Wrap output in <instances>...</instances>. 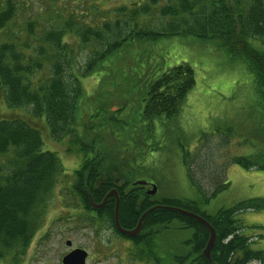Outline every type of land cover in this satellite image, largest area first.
<instances>
[{"label": "trees", "instance_id": "16d2710c", "mask_svg": "<svg viewBox=\"0 0 264 264\" xmlns=\"http://www.w3.org/2000/svg\"><path fill=\"white\" fill-rule=\"evenodd\" d=\"M27 1L0 0V33L6 37L0 44V262L26 253L48 219L56 193L65 195V206H90L102 202L120 177L123 224L134 225L149 208L142 222L159 223L160 229L168 223L167 238L174 237L179 219L191 229L183 242L189 248L184 264H264V252L250 249L251 238L237 217L264 207L263 199L210 214L204 205L229 186L224 180L209 197L196 186V196L159 192L146 198L132 177L145 178L149 158L143 148L138 163L131 154L139 145H129L165 136V126L157 133L155 124L182 111L195 86V69L184 61L169 68L176 58L168 55L170 47L159 50L157 43L192 36L232 60L244 61L254 73L256 121L245 142L256 140L255 153L233 161L247 170H264V150L257 146L264 144V0H51V5L41 3L30 11ZM108 3L115 4L105 8ZM82 49L86 62L80 66L76 60ZM207 50L211 57V47ZM83 79L99 81V92L87 97ZM127 101L132 113L122 114ZM44 131L51 140L69 144L70 157L82 156V164L71 174L56 152L44 150ZM184 158L187 165L192 154ZM153 181L163 189L168 186L159 178ZM158 204L193 211L210 222L216 231L211 259L202 251L210 237L207 228L177 211L154 209ZM105 205L113 221L116 197L110 195ZM167 244L172 256L177 245L172 240ZM167 263L176 264L174 256Z\"/></svg>", "mask_w": 264, "mask_h": 264}, {"label": "rangeland", "instance_id": "374dc122", "mask_svg": "<svg viewBox=\"0 0 264 264\" xmlns=\"http://www.w3.org/2000/svg\"><path fill=\"white\" fill-rule=\"evenodd\" d=\"M22 1L26 2V0ZM37 1L39 3L28 0L25 6L30 11L39 9L41 3L51 5V0ZM114 4L108 3L105 8ZM84 9L85 6L81 7L80 11ZM5 39L6 37L0 33V44ZM157 44L159 50L166 46L170 47L168 55L176 58L174 63L167 64L169 68L182 61L192 65L195 69V86L188 93L181 107L183 109L177 117L169 119L163 117L161 122L155 124L157 133L158 128L165 126L166 134L163 137L159 134V138L154 140L147 139L145 155L150 158L145 161V178L150 181L157 178L165 181L168 186L164 189L159 187V192H163L164 196L167 194L168 196L181 195V197L196 196L195 186L206 192V196L209 197L214 193L220 181H228L229 186L219 191L211 203L206 205L205 210L210 214L231 208L241 201L264 200V170H247L233 161L237 156L254 155L255 153L253 143H256V140H253L251 144L245 142L256 121V115L252 110V97L256 90L254 73L244 61L232 60L228 54L226 57L225 51H218L217 48L215 50L212 46L192 36L164 38ZM207 47H211V57L206 56ZM85 62L86 50L82 49L78 53L76 65L81 66ZM82 82L85 85L87 97L99 92V81L83 79ZM117 108L118 106L114 110L116 111ZM3 109L9 110L8 108ZM123 109L120 113H132L131 102L127 101ZM38 123L41 122L38 121ZM228 129L232 130L233 135L224 134ZM44 134V150L56 152L63 161L66 173L71 174V171L79 166L78 161L70 164L73 157L67 153L69 144L51 140L47 131H44ZM129 139L133 143L132 138L129 137ZM257 146L262 147L258 151L264 150V144H257ZM100 147H103L102 144ZM189 153L192 154V158H189L187 165H184V157H187ZM152 158H158L159 161L153 163ZM61 194V191L56 193L49 203L51 221L52 217L56 219L54 213L56 208L59 211L61 204H65L61 201L65 195ZM67 215V218L61 219L63 220L62 225L65 224L66 227L51 235V264H61V256L66 252L65 241L67 239L90 252L100 253L103 259L102 264H115L116 260L112 256L107 258L103 255V251L99 249L102 246L98 247L96 243L98 241L96 231L84 224L85 219L81 217V213L74 212ZM237 217L247 226L243 233L251 238L250 249L264 250V207L245 210ZM191 234L192 231L178 229L174 237L168 238L167 241L172 240L178 244L180 241L188 240ZM40 235L47 239V219L42 232L37 237ZM167 235H170L169 231ZM102 241L106 243L105 238H102ZM181 251L188 253L189 248L183 246ZM169 258L172 256L169 255ZM48 259L49 252L46 244L43 251L34 253L29 251V254L25 253L19 259H14L11 255L2 260L0 264H48Z\"/></svg>", "mask_w": 264, "mask_h": 264}, {"label": "flooded vegetation", "instance_id": "af4514ba", "mask_svg": "<svg viewBox=\"0 0 264 264\" xmlns=\"http://www.w3.org/2000/svg\"><path fill=\"white\" fill-rule=\"evenodd\" d=\"M129 145L133 146L132 144H129ZM131 155H134L133 157L139 160L143 155L140 146H139V150L134 149ZM76 157H73L72 159L73 161H71L70 164L76 163L78 161V166H79L80 164H82V156L80 158H76ZM132 180H133V185L143 187V188H140V191H143L146 198L147 197L149 198L150 196L155 197L157 194H159V186L155 184L153 181L147 180L145 178L141 179L136 176H133ZM121 181L122 179L120 177L116 178L114 181L115 182L114 184L117 186L116 188H113V189L117 190V187L121 184ZM140 181L146 182V183L140 184L139 183ZM154 185H156L157 187V192L155 194H151L154 188ZM130 191L131 189L127 190L126 193H129ZM100 203L101 202L97 203L98 206H94V205L86 206V205L78 204L76 206H63V207L70 208L75 213H81L82 218L93 219L92 222H90L88 219L87 221L84 220V224H86L87 226L91 227L94 231H96L95 235H97V239H98L96 243L98 247L102 246V248H99V249L103 251V255H105L107 258H110L112 256L113 259L116 260L115 264H168L167 263L169 259V254L167 251L168 223L163 224L162 225L163 229H160L159 228L160 225H158L159 223H156L155 225L151 224L150 226H148L142 222L141 231L136 236H132L130 234L123 232L122 230L131 231L135 229L136 226H138V222L140 218H142L149 212L148 211L149 208L143 210L142 214H140V205L137 206L136 212L139 213L140 215H139L138 221L135 222L134 225L126 226L120 221V218H119L120 227L122 229L121 230L116 226V223H115V211L113 210L114 219L112 221L110 220V215L106 214V210L110 209V207L105 204L99 205ZM108 211H111V210H108ZM119 212H120V205H119ZM54 213H55L56 219L55 217H52L53 220L51 221V210H49L48 220H47V239L42 237L44 233L40 235L39 237H35L29 249H27L26 251V254H29V251L32 253L36 251H43V249L45 248V245L47 244V250L49 252L48 264H51V235L53 234V232L54 234H56L57 231H60L62 228L66 227L65 224L62 225L63 220L61 221V219L68 217V215L64 216V215L59 214L58 212H56V210L54 211ZM198 222L202 224L200 221ZM178 226L181 231L183 229L191 231V229L185 227L183 221L180 219L178 222ZM43 227L44 226H42L39 229L37 235L42 232ZM102 238L106 239V243L102 241ZM65 245H66V252H64L61 256V264H63V260L68 255V253L76 249L84 250L87 253L85 264H102L103 263V259L100 253L90 252L86 248L75 245L74 242L69 239L65 241ZM176 245L177 247H175V252L173 253L171 251L173 253V254L171 253V255L172 257L174 256L176 264H184L183 260H184L185 255H184V252L181 251L184 243L183 241H180V243ZM143 255L144 257H142ZM187 256H189V253ZM171 264H174V263H171Z\"/></svg>", "mask_w": 264, "mask_h": 264}, {"label": "water", "instance_id": "95a60500", "mask_svg": "<svg viewBox=\"0 0 264 264\" xmlns=\"http://www.w3.org/2000/svg\"><path fill=\"white\" fill-rule=\"evenodd\" d=\"M140 184L142 183H146V182H139ZM157 192V187L156 185H154V188L151 192V194H155ZM110 195H114L116 197V207H115V223L116 226L121 229L120 227V222H119V205H120V200H119V196H118V192L116 189L111 190L106 198L104 199V201L100 204L103 205L106 203L107 199L110 197ZM95 206H98L97 204L93 203ZM170 209V210H174L177 211L183 215L189 216L195 220L200 221L203 225L206 226V228L208 229L209 233H210V237H209V242L206 246V248L204 249L203 253L204 255L208 258L211 259V250L215 244L216 241V231L214 229V227L206 220L204 219L202 216L193 213L191 211H187L185 209H181V208H177V207H171V206H163V205H159V206H155L154 209ZM144 217V216H143ZM143 217L140 219L138 226L131 230V231H124L123 232L130 234L132 236H136L140 231H141V227H142V220ZM87 258V253L84 250L81 249H76L74 251H72L71 253H69L63 260V264H85Z\"/></svg>", "mask_w": 264, "mask_h": 264}, {"label": "bare ground", "instance_id": "6f19581e", "mask_svg": "<svg viewBox=\"0 0 264 264\" xmlns=\"http://www.w3.org/2000/svg\"><path fill=\"white\" fill-rule=\"evenodd\" d=\"M193 184V183H192ZM193 186H195L194 184H193ZM196 187V186H195ZM212 196V195H211ZM199 197H200V195H199ZM92 205H94L93 204V202H92ZM63 206H65L64 204H61V206L59 207L60 208V210L58 211V208H56V212H58L59 214H61V215H67V214H69V213H74V211L73 210H71V209H69V208H64ZM95 206V205H94ZM204 206H206V205H204ZM205 208V207H204ZM85 220H87L86 218H84ZM188 231V230H187ZM208 242H209V240H208ZM208 242H207V244H208ZM207 244H206V246H207ZM215 245V244H214ZM206 246H205V248H206ZM214 247V246H213ZM213 249V248H212ZM254 263H257V264H259L257 261H255V262H252V263H249V264H254Z\"/></svg>", "mask_w": 264, "mask_h": 264}]
</instances>
